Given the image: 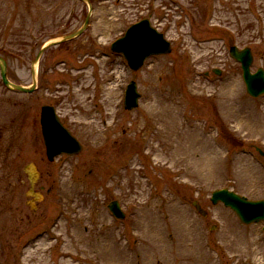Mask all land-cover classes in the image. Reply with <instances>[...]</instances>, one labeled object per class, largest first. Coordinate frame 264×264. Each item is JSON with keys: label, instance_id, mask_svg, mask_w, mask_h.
Here are the masks:
<instances>
[{"label": "rangeland", "instance_id": "obj_1", "mask_svg": "<svg viewBox=\"0 0 264 264\" xmlns=\"http://www.w3.org/2000/svg\"><path fill=\"white\" fill-rule=\"evenodd\" d=\"M90 1L83 35L40 59L39 79L43 60H51L49 91L39 83L29 97L35 116L54 106L83 150L50 163V220L17 243L10 236L0 243V264H264V224L245 226L210 200L221 189L264 200V96H248L229 55L230 47L250 48L252 72L264 70V0ZM37 3L43 9L32 20H3V29L33 33V42L25 38L27 61L14 62L10 72L24 86L32 83V49L35 59L48 41L79 29L88 13L77 1V21H58L60 0ZM148 16L172 53L133 72L111 45ZM131 82L141 100L128 112L123 101ZM37 148L33 158L45 157ZM113 201L123 221L111 215ZM32 204L19 198V216H28Z\"/></svg>", "mask_w": 264, "mask_h": 264}, {"label": "flooded vegetation", "instance_id": "obj_2", "mask_svg": "<svg viewBox=\"0 0 264 264\" xmlns=\"http://www.w3.org/2000/svg\"><path fill=\"white\" fill-rule=\"evenodd\" d=\"M71 1L72 8H67L66 2ZM37 2L38 0H0V61L6 63L8 80L14 85L22 86L11 75V69L14 62L21 63V59L27 61L29 43L25 38H31L33 33L28 30L3 29V20L12 23L32 20L33 13L43 9ZM60 2L59 8L54 7L56 16L53 20L77 21V0ZM44 5L46 6V2ZM61 9L68 13L58 17ZM30 40L33 42V37ZM64 45L60 47L63 48ZM50 61L43 60V77L38 78V84L41 83L45 91H49V83L46 80L48 69H52ZM1 68L0 64V243L7 245L10 238L13 243L22 240L23 236L33 231L34 224L46 226L49 222L50 214L46 207L49 205L50 195L54 192L55 183L51 188V180L55 182L56 175L51 172L50 162L45 157L33 158L35 146L41 155V148L44 149L40 115L35 116L34 101L29 99L33 94L16 93L7 88L2 80ZM22 197H27L33 202L31 213L23 218L19 216L18 206V199ZM6 213L9 214L7 223L4 221ZM25 223V226H20ZM8 236L10 237L7 239Z\"/></svg>", "mask_w": 264, "mask_h": 264}, {"label": "water", "instance_id": "obj_3", "mask_svg": "<svg viewBox=\"0 0 264 264\" xmlns=\"http://www.w3.org/2000/svg\"><path fill=\"white\" fill-rule=\"evenodd\" d=\"M88 3L87 0H80ZM91 11L84 23V25L73 35L66 36L52 45L59 44L64 41H68L75 37H79L88 27ZM112 50L117 53H121L127 59L129 66L132 70L138 71L144 64L145 60L153 55H167L171 52L170 44L164 39L163 35L154 30L149 21H143L137 25L131 27L125 36L118 40ZM43 53V50L39 53V56L34 63L33 75L34 85L36 83L35 65L37 64L39 57ZM231 56L242 64L243 74L247 91L252 97H258L264 94V72L259 71L256 75H251L250 66L252 63V56L250 50L246 49L238 51L233 47L230 51ZM2 64V77L7 87L12 90L22 92H32L31 89H25L20 86L12 85L7 81L6 68L4 62ZM140 95L137 92V86L135 83H131L126 93L125 106L127 110H133L138 106V99ZM42 126L45 139V145L50 160H53L60 154L77 155L81 152L82 147L78 141L70 134V132L63 127L59 119L55 115V111L51 107L43 108L42 114ZM264 156V154L262 153ZM214 205L223 203L225 207L230 208L239 217L243 224L250 225L253 223L264 222V201H248L246 198L240 197L235 193L228 190H221L214 192L211 199ZM196 209L204 215L200 206L194 204ZM110 211L118 219H124V214L121 211L118 202H112L109 205Z\"/></svg>", "mask_w": 264, "mask_h": 264}]
</instances>
